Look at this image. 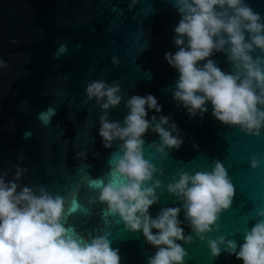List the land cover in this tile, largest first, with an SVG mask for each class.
<instances>
[{"label":"water","instance_id":"1","mask_svg":"<svg viewBox=\"0 0 264 264\" xmlns=\"http://www.w3.org/2000/svg\"><path fill=\"white\" fill-rule=\"evenodd\" d=\"M245 3L264 22V0ZM179 19L172 0H0V173L7 172L10 180L19 165L27 169L22 185L43 184L64 196L66 211L74 209L64 226L89 240L107 235L111 247L119 250L120 264H147L156 248L142 232L127 230L119 216L109 214L95 199L98 189L89 185L91 179L107 182L109 158L121 143L113 141L109 148L102 144V111L84 91L92 80L120 84L123 98L109 110V121L123 122L125 101L132 95L152 94L162 110H148L146 118L170 116L180 130L179 149L163 154L150 147L159 142L158 134L149 129L142 136L144 157L162 169L153 176L161 187L156 189L158 201L148 210L152 218L162 208L181 207L166 190L177 170H210L218 160L235 191L206 238L223 235L239 246L245 230L264 219L256 215L264 208V129L257 137L223 124L212 116L210 102L202 117H190L172 98L178 72L164 54L178 50L173 29ZM114 56L119 64L112 63ZM209 59L222 71H233L225 53L215 52ZM253 155L261 160L257 168L250 167ZM178 219L184 235L193 236L191 243L177 241L188 253L184 264H242L223 244L221 254L213 257L182 208Z\"/></svg>","mask_w":264,"mask_h":264},{"label":"clouds","instance_id":"2","mask_svg":"<svg viewBox=\"0 0 264 264\" xmlns=\"http://www.w3.org/2000/svg\"><path fill=\"white\" fill-rule=\"evenodd\" d=\"M172 4L180 15L173 29L178 50L166 52L164 59L178 72L173 100L190 117L198 113L202 117L210 102L215 119L259 137L264 129V22L260 14L245 0H172ZM215 52L225 53L231 73L209 59ZM200 61L206 62L201 65ZM112 63L119 64V59L112 57ZM84 91L87 100L94 98L102 111L98 134L103 146L121 142L109 158L107 182L91 179L89 185L98 189L95 199L106 205L109 214L119 216L127 230L142 232L146 242L156 248L147 264H184L188 253L177 241L191 243L193 236L184 235L180 227L181 208L195 236L206 242L213 257L221 254L223 244L224 251L242 264H264V219L245 230L239 246L223 235L206 238L217 226L222 210L230 207L235 191L218 160L210 170H177L166 190L182 202L181 207H165L155 218L150 216L148 210L158 201L156 189L161 187L153 176L162 169L144 157L142 136L149 129L158 134L159 142L150 145L157 154L179 149L183 143L170 116L146 118L148 110H162L155 96L128 98V114L121 123L108 118L109 110L123 98L118 81L92 80ZM260 164L255 155L250 157L251 168ZM26 172L17 165L10 180L7 172L0 173V264H120L119 250L111 247L107 235L89 240L64 226L66 215L74 211H66L64 196L53 194L43 184L22 185ZM256 215L264 217V208H258Z\"/></svg>","mask_w":264,"mask_h":264}]
</instances>
